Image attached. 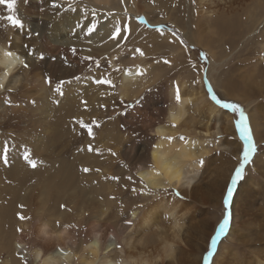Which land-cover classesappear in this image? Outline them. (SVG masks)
<instances>
[{
    "label": "bare ground",
    "instance_id": "6f19581e",
    "mask_svg": "<svg viewBox=\"0 0 264 264\" xmlns=\"http://www.w3.org/2000/svg\"><path fill=\"white\" fill-rule=\"evenodd\" d=\"M33 1L37 4L40 1L43 2L45 14L39 13L37 15L46 19L42 20L40 24L35 22L36 25H34V22L28 17L30 0H27V2L20 0L18 2L19 13L25 22L22 28L30 26L34 35L38 33L37 30L39 29L41 31L48 29L49 32L46 34L45 43L41 45L38 43V46L34 45V47L28 43V40L25 41L23 33L25 29H11L9 30L10 37L8 40L0 38V83L5 85V89H0V125L8 119L9 113L14 111V105L8 101L10 93L8 94L6 89L11 87L16 92L23 88L24 83L31 80L30 71H32V68L44 67L46 75L55 77L60 72H63L61 71L62 65L59 67L57 64L59 63L58 61L65 60V56H68L69 59L67 61L72 62L75 66L80 64L77 61L85 60V56L100 61L107 56L109 58V72L115 75V77H111V81L113 85L114 81L119 82L118 86L112 88L113 95L118 99L114 100L110 96L111 89L108 88L102 91V88V92L97 93L95 91L93 93L91 100H101L102 97L104 99L109 98L110 100L105 105L116 107L111 111V118L116 116V120L113 122L114 126L119 132L124 131L126 133L123 135L125 136L124 144H128L125 150L132 158V170L137 171L144 180L145 189L142 188L144 191H140L141 194L139 195L136 193V186H134L133 189H136V191H133L132 198L137 205L132 207L128 219L121 223L119 219L116 222L110 220L112 207L117 201L112 195L116 186L112 184L95 185L94 187L99 190V194L92 192V195L95 198H98L99 195L102 196L103 199L101 201L96 200L100 202L99 205H102V207L99 212L97 209L98 216L96 218L98 220L93 222L91 219L93 223L90 228L86 227L88 229L87 242L85 243L84 241L80 244L73 239V233L71 234L67 227L59 229L61 228L59 226V228L55 229L57 224L53 228V226L50 227V223L48 224L46 220H43V222H39L34 234H32L37 244L35 243V246H32L33 243L30 246V243L27 242L29 231L27 225L19 222L13 226L5 227L4 218H7L6 220L9 223L13 216L11 217L10 211L0 207V264H25V260L28 258L32 261L34 260L37 264H204L203 257L205 256L206 246L213 236L214 225L219 222V218L205 225L204 221L207 218L204 216L206 212L202 211L203 214H200V209H198L196 203L198 202L202 205L213 204L214 199H217L219 194V197H221V202L219 201L220 214L222 212L223 215L225 212L222 209V195L226 192L228 181H223L224 183H221L220 189L218 188V176L214 177L211 175L207 182L204 181L208 178V175L213 173V171H209V166L216 162H213L215 156L222 157L228 152L233 153V155L237 153L240 143L231 138L235 135L231 115L211 102L204 89L202 73L198 75L197 79L195 78V81L189 82L190 79L188 78V81L183 82L182 86L180 85L182 87L180 90L182 99L179 102L174 100V87L171 86L167 97L169 102L168 104L163 103L164 96L161 92L163 89L161 90L158 86H150L151 82L159 78V72L156 71L155 67V72L154 70L151 71L150 66L148 67L150 64L148 63V52L143 46L146 42L153 40L157 33L148 31L142 26L144 24L143 19L146 20L145 18H140L137 23L129 16L125 17L126 15L123 12L130 10V14L135 12V16L143 13L136 6L139 4L138 1L74 0L76 6V11L74 12L64 11L68 7L66 0H58V4L61 5L59 10L51 7L55 0ZM243 1L245 3L248 0ZM250 2L251 8L249 11L247 10V14L243 13L244 15L246 14L245 16L243 15V18L237 17L232 22L218 23L216 21L222 15L223 17L227 14L229 15L228 12L235 9L234 3L230 0H196L199 21H196L195 27L202 34V30L206 29L203 26L201 27V25L204 23L208 24L206 28L209 37L212 36L214 43L219 42L221 44V49H218V46L215 48L222 59L226 58L229 52L231 54L235 51L241 43V54L249 46L250 48L252 47V53L255 48L259 47L256 52L259 57L255 56L256 58L253 60L256 74V70H259L264 65V0H251ZM58 11L59 14H57ZM85 12H87V16H85ZM89 20L96 24L97 27L91 36L85 38V33L76 28V25L77 23L87 24ZM203 21L205 22L202 23ZM155 22H160V19ZM123 23H128L127 25L130 27V32H128L126 37H131L132 46L136 45L138 48H131V54H121L119 59H117L115 57L120 54L118 48L124 44V41L121 42L120 40L119 44H117L115 41L110 40L109 36L114 32L115 27H121ZM39 36L41 38V35ZM124 40L127 41L128 39ZM164 40L168 41L165 37ZM89 41L91 42L89 43ZM198 42L201 41L198 40ZM199 44L203 45V43ZM25 45L28 47L25 48ZM127 45L129 44L127 43ZM203 46L213 51L212 41L208 44L205 43ZM72 49H76L75 53H73ZM9 50H11V55L8 54ZM27 51L33 52L35 59L32 56H25L24 53ZM141 52L143 55H141ZM238 53H240V50L237 51V55ZM41 56L43 59H40ZM234 57L236 56L234 55ZM75 58L79 59L75 61ZM22 59L26 60L30 65L28 69L23 68L21 65L20 60ZM128 64L135 65V68L124 72L122 66ZM65 65L66 63L63 66ZM140 67L144 68L143 70L147 71V74H140L142 72L138 69ZM5 73H8V75L5 76ZM37 78L36 85L38 88L36 95L40 101V115L46 114L42 116V122L45 126H48V120L53 110L51 109V111L50 107L45 105L44 100L50 96V91L45 84V80L43 82L40 79L39 74ZM86 81H89V78ZM214 83L220 88H226L223 82L221 84L219 80ZM226 83L228 82L226 81ZM26 84L29 88V82ZM95 85L93 80L83 86L80 84L76 92L74 87H68L65 95L59 99L58 108L54 109H57V113L60 115L62 111L69 107H73L76 104L81 105L80 103L84 101L81 102L84 97L83 94L85 95V92L90 90L88 87H94ZM226 89L227 91L229 90V88ZM227 91L225 90L226 95ZM230 92V97L240 98L236 95L233 96L232 93L234 91ZM251 92H258L261 97H264V79L259 81L255 87L246 85L244 94L247 95L244 98L248 97L251 99V96H254V93ZM130 101L138 103L135 108L128 110L125 115L121 116V109L118 108L119 104ZM246 101L250 102L249 99ZM247 105L248 118L254 126L255 136L260 142L264 137V113H260V111H263L261 104H255V110H253L252 104L248 103ZM52 115H54V112ZM165 123L167 125L161 126ZM113 131L114 129H110L107 132L100 147L102 145L104 148H110V143H114V140L109 141V136L114 133ZM122 134L120 133L119 135ZM227 136H230L233 142L222 145V141L228 142ZM118 139L120 140V138ZM33 140L34 151L40 154L39 152L44 147L43 142L39 138ZM75 145L76 142H67L63 147L55 149L58 150L55 151L57 152V154L55 153L56 160L59 161L63 156H66L67 159L75 149ZM112 145L111 148L118 146L115 144L117 146L112 147ZM118 148L115 149L120 150L121 147ZM83 149H86V147ZM103 150L105 151V149ZM106 151L108 150L106 149ZM95 155V152L85 150L75 154V157L81 156V158L98 162ZM72 157L74 158V154ZM253 160L250 170L264 178V153ZM111 164L113 165V163ZM28 169L27 166L22 167L19 178L30 173ZM41 169L42 166L37 167L39 171L34 174V184L25 189H22L20 185V188L16 191H14L15 189L13 191L9 190L10 194L13 193V200L16 204V207L12 205L10 207L15 208V211L20 214H29L28 212H30L29 215L38 220H41L40 217L42 216L51 217L54 215L53 211L58 199L67 196L69 199L74 200L78 199L81 194L80 185L72 183V177L70 182H68L72 169L67 168L64 171H60L63 169L59 167L58 170H47L48 168H46V171H43ZM123 171H121L122 174L113 172V176L118 175L124 183L130 182L127 180L128 177L134 182L132 177L134 175L132 174L131 176V171L124 173ZM109 172L108 174H110ZM0 173V190H4V186L2 187L4 172H1V168ZM102 173H105V171ZM123 174L128 177L125 179L122 176ZM111 181L113 180L111 179ZM237 189L235 200L232 204L234 221L231 225L233 227L229 230L228 236L222 241L213 264H264V180L258 183L250 181ZM177 192L180 193V197L175 195ZM7 198L9 197L7 196ZM51 204L52 206L49 207ZM139 205H143V207H139ZM128 208L123 207L120 211L124 213V210ZM60 215H62V212ZM119 218H122V216ZM129 220L132 221L131 225L126 223ZM53 223L51 222L52 225ZM176 224L180 225L178 233L174 229ZM177 235L180 237L179 241L176 240ZM196 235H199L203 242L201 244L196 243L193 247L192 243L198 242L196 239L193 240ZM17 245H20V247ZM169 245H174V247L170 248ZM196 250L197 256L194 254ZM169 254L172 259H158V257H166Z\"/></svg>",
    "mask_w": 264,
    "mask_h": 264
},
{
    "label": "rangeland",
    "instance_id": "374dc122",
    "mask_svg": "<svg viewBox=\"0 0 264 264\" xmlns=\"http://www.w3.org/2000/svg\"><path fill=\"white\" fill-rule=\"evenodd\" d=\"M19 1L20 0H17V2H16L15 14H16L17 18L20 19L22 24L24 25L25 22L23 20V17L19 13V11H20L19 5H18ZM36 1H39V0H36ZM136 1L139 2V4L136 5L137 8L140 9L144 14L139 13L138 16H135V14H134L135 12L130 14L131 13L130 10L123 11V12L126 15L125 17L129 16L135 22H137V20H139L142 17L145 18L146 20L143 19V22H144V24H147V25L142 24V26H144L145 29L148 31L157 33V36L159 34L158 37L155 34V37L153 38L154 41L150 40L149 42H146L143 46L146 48V50L148 52V63H150L148 65V67L150 66L149 68L151 69V71L154 70V72H155V69H156V71L159 72V78L156 81L151 82L150 86H152V87L158 86L161 90L163 89V91H161L163 93V96H164L163 97L164 98L163 103L168 104V102H169L167 97H168V93H169L168 90L171 86L174 87L175 85H178L179 89L181 90V88H182L181 86L184 84L183 82L188 81L189 79H190L189 82L195 81L197 79L198 75H201V73H202L203 85H204V89H205L206 94H207V91L205 88V76L207 78V82L209 84H211V86L213 87V89L215 90V92L218 94L219 97H221L224 100H227L230 102H235V103L239 104L244 109L247 117H248V108H247L248 103L252 104L251 106H253V110L256 109L254 107L255 104H261V109L264 111V108H263L264 107V97H261V95L258 92H251V93H254V96H251V99L246 97L247 99L250 100L251 103L249 101H246L247 99L244 98L245 95H247V94H244V92L246 90V85L251 86V87H255L259 81L264 79V77H263L264 76V67H263L264 65L262 67H260L259 70H256V74H255V66L253 65L254 58L259 57L256 53L257 49L259 47H257V48L254 47L255 49L253 50V53H252V49H251L252 47L250 48V46H249L247 49H244L242 51V54H243L242 55L241 54L242 43H241L235 51H233L231 54L229 52V54L226 56V58L224 57L225 59L224 58L222 59V58H220L221 56L218 54V52L216 51V48H215L218 46V49H219L221 44L219 42L214 43L212 36L209 37V33L207 31V28H206L208 24L204 23L205 21L202 22L204 24L201 23L202 24L201 27L203 26V28L206 29V30H204L203 28H201V29H203L202 34H201V31L197 30L195 27L196 23H197L196 21H199V18L197 17L198 11L196 9L197 8V4L195 3L196 0H136ZM226 1H229V0H226ZM230 1L234 3L235 9L228 12L229 15L227 14L224 17L222 15V17L216 22H218V23L227 22V21L232 22L234 19H237V17L243 18L251 8V2H250L251 0H248L249 2L247 1L245 3L243 0H230ZM30 2H31V4L29 5V7L27 6L28 11H29L28 17L31 18V21L34 22V25H36V23L40 24L42 20L46 19V18H42V17L37 15L39 13L45 14V12L43 11V9H44L43 8L44 5H42L43 2L40 1L38 4L35 3L33 0H30ZM55 3L58 4V0H55ZM10 7H11V5H10ZM194 9H196V10H194ZM245 9H246V11H245ZM230 13H231V15H230ZM243 13H246V14L244 15ZM10 14L11 13L6 8V6L0 5V38L3 40L9 39V37H10L9 36V30L18 29V28L11 26L10 22L7 21L6 17ZM231 18H233V19H231ZM157 19H160V22L156 23L155 21ZM153 20H154V22H153ZM176 23L180 26H178ZM127 24L128 23H125V24L123 23L121 25L122 29H124V27L127 26L126 28L128 29V31L122 32V33L125 36V39L126 40L128 39V40L127 41H125L124 39L121 40V42L124 41L123 42L124 44L122 43L123 45H120L121 48L120 47L118 48V51L120 52V54L118 57H115L117 59H119L121 54L122 55L131 54L130 53L131 48H135V49L138 48L136 45L132 46V44L130 42L131 37H129V36H128V38L126 37L128 32H130V27ZM161 27L164 28L163 32L158 31V29ZM19 29L20 30L25 29L23 31L25 41L28 40V43L33 47H34V45L36 46L38 43H39V45L45 43L46 34L49 32L48 29L43 30L44 32L41 31L40 29L37 30L39 35H41V38H40V36L32 34V29L30 26H27L25 28H19ZM84 37L88 38V36H86L85 34H84ZM164 37L168 40L167 42L164 40ZM181 40L183 41V44L180 42ZM198 40H200L201 42H198ZM211 41H212V47H213L214 52L211 49L208 50L205 46H203L205 43L208 44ZM125 43H126V45H125ZM127 43L129 45H127ZM199 43H203V45H201ZM239 50H240V53H238V55H237V51H239ZM234 55L236 57H234ZM104 58L101 60L102 62L100 60H94L91 58H87L86 56L84 58L85 60H82V61L79 60L80 62L77 61V59H79V58H75L74 60L77 61V63H80L79 65L75 66L72 62L67 61V59H69V58H68V56H65V60L58 61L59 62V63L57 62L58 64L56 63L57 66H59V67H61V65H62L61 71H63V72H60L58 74L59 76L56 75L55 77H52L53 83L51 86L45 83L47 85V88L50 91V94H49L50 96L46 97V99L44 100L45 105L49 106L50 110L51 109L53 110V111L51 110L52 113L54 112V115H52V113H51V117L48 120L49 121L48 126H45V124L42 122V118H43L42 116H45L46 114H43L42 116L40 115V109H39L40 101L36 95V91L38 88V86L36 85L37 84L36 80H38L37 75L38 74L40 75V79L43 80V82H44L46 76H49V75H46L44 67H42V68L38 67L39 70H37L38 69L37 67L35 69L32 68V71H30V79L31 80L30 81L28 80L29 88L26 84L28 82H26V83H24V86H25V84L27 86V87L25 86L26 88L23 86V88H20L19 91L8 92V94L10 93L8 96V101H10V103H12L14 105V111H11L9 113L8 119L2 125H0V138H1L0 139V145L7 142L9 145L12 146V148H11L10 154H9V161H10L9 164L7 166H5V164L2 161H0L1 172H4L3 183L1 181L2 187L4 186V190H0V196H1L0 197V207L6 211H10L11 217L13 216L9 222L10 224L7 222V220H6L7 218H4V226L5 227H8L9 225L13 226L19 222H21V223L23 222L27 225V227L30 231V232L28 231V234H27V240H28L27 242L30 243V246L33 243L34 244L32 246H35L36 242H35L32 234H34V232L36 230L35 228H36V226H38L39 222H41V221L43 222V220L44 221L46 220V222L48 224L50 223L49 224L50 227L53 226V228L57 224L55 229L59 228V226L61 227L59 229L67 227L69 229L70 233L71 234L73 233L72 237L75 241H77L78 244L83 243L84 241L86 243L88 240V237H87L88 229L90 228V225L95 220H98L96 218L98 216L97 215L98 214L97 209L99 212L101 210V207H102V205H99L100 202H97V201H99V200L101 201L103 199L102 196L99 195L98 198H95L92 195V192H96L99 194V190L96 187H94L95 185L102 186V185L112 184V185L116 186V187H114L112 195H113L114 199H117V201H115V204L113 205L114 207H112V210L110 213V220L116 222L119 219L121 223L128 219L129 213L132 210V207L137 205L135 203L136 201L132 198L134 186H136V189H137L136 193L139 195L141 194L140 191H144V189H145L144 180L137 173V171L135 172L134 170H132V162H133L132 158L129 154H127L128 152H126V150H125V147L128 146V144L127 145H125L126 143L124 144L125 136H123V135H125L126 133L124 131L119 132V130L114 126L113 122L116 120V116L111 118V111L116 107H109V106L105 105L110 100L109 98L104 99V97H102L101 100H96V101L91 100L93 93L95 91H97V93H99V92H102L104 90H107L108 88L111 89L110 90V96H112L114 100L118 99L117 97H115V95H113L112 88H114V86L115 87L118 86L119 82L114 81V85H113V82L111 81V77H115V75L113 73L110 74V72H109V69H108L109 68V58L107 56H105ZM87 59H89V60H87ZM219 59L220 60L222 59V60L220 61ZM87 61H89V62L87 63ZM165 61H168V63H165ZM60 62H62V63L60 64ZM65 63H66V65L63 66ZM67 63L69 66L67 65ZM151 66H153V67H151ZM154 67H155V69H154ZM122 68H123L124 72H127V71L134 69L135 65L128 64V65L122 66ZM138 69L140 71H142L140 74H144V73L147 74V71L143 70L144 68L140 67ZM107 72H108V74H107ZM41 73H42V75H41ZM247 73H249V74H247ZM222 75L224 76V78ZM73 76H79L80 80L79 81H73V83L71 85H65L64 86L65 91L68 87H74V90L76 92V89H78V85H80V84H81V86L86 85L91 80H93L94 84H96V85L94 87H88V88H90V90L85 92V95L83 94L84 97L81 100V102L83 100L84 101L82 103H80L81 105L76 104L73 107H69L68 109H65L64 111H62L60 113V115H61V118H60V115L57 113V109H54V108H58L59 104H54L52 101H53V98L59 100L61 98V96L56 95L53 92V89H54L55 84L57 82V77L58 78H64V79H71ZM88 78H89V81H86V79H88ZM98 79L110 81V83L97 84L95 81ZM114 79H112V80H114ZM216 80L217 81L219 80V82L221 84L223 82V85H225L226 88H229V90L227 91L226 88L223 89V88L216 86V83H214V82H216ZM226 81L228 83H226ZM229 82H230V84H229ZM102 88H103V90H102ZM218 88H220V89H218ZM29 89H31L30 93H29ZM148 89H151V88H148ZM225 90L227 91L228 96L226 95ZM230 91H234L232 93L233 96L236 95L237 97L239 96L240 98L230 97V94H231ZM30 94H32V95L30 96ZM207 96H208V94H207ZM249 97H250V95H249ZM166 99H167V101H166ZM209 99H210V97H209ZM40 100L42 102V98ZM102 100H103V102H102ZM32 101H35V104H33ZM101 103H103L104 105ZM122 103H120L118 106V108L121 109V113H122V114L120 113L121 116L125 115L128 112V110H132V108H135V106L137 105L138 102L130 101L128 103L127 102H122ZM263 111H260V113H264ZM107 113H108V115H107ZM227 114L231 115L232 123L234 126L235 117L231 113H227ZM79 122H83L85 124H88L90 127H92L94 137H89L87 135L86 130H84L80 127ZM102 122H103V124H102ZM249 122H250L252 133L254 135V139L258 144V148H257V152L251 158L250 163L245 166L243 179H241L237 183L238 185H236L233 188V197H232V200L230 202L231 223L234 221V216H233L234 212L232 209V204L234 203L233 201L235 200L234 198H235V194H236V189L241 188L242 185L249 183L250 181L251 182L255 181L256 183H258L259 181L262 182L264 180V178L260 174H257L256 172L254 173V171L250 170V165L253 164V161H254L253 159L264 153V137H263V140L259 142L255 136V129H254V126H253L252 122L250 121V119H249ZM110 125H111V127H110ZM165 125H167V123H165L164 125H161V126H165ZM110 129H114V131H113L114 133H112L109 136V141L114 140L113 141L114 143H112V142L110 143V148H111V145L113 144L112 147L118 145L115 148L121 147L120 150H117L115 148H111V149L110 148H104L102 145L100 147V144L103 141V138L105 137L107 132L110 131ZM105 130H107V131H105ZM115 130L117 131V133ZM242 132H244L246 135V128H242ZM120 133L121 134L123 133V134L119 135ZM234 133H235V131H234ZM148 137H151V136H148ZM35 138H39L43 142L44 147H42V150L39 152L40 154H38V152L34 151V148L32 145V141H34L33 139H35ZM118 138H120V140ZM231 138H233V137H231ZM231 138H230V136H227L228 142L222 141V145L233 142L231 140ZM235 141L239 142L238 140H235ZM67 142H69V143H71V142L75 143L76 142L75 149L72 151V154L70 156H68L67 159H66V156H63L62 159H60L59 161L56 160L57 152H55V151H58V150H55V149H59V148L63 147ZM77 143H78V145H77ZM89 144H91L96 150H98L99 154H97V151H94L96 153L95 156H96L98 162L81 158V156H79L78 158L75 157V154H78L79 152H81L84 147L87 148V146ZM115 144H117V145H115ZM122 145H123V148H122ZM25 149H27L31 153V158L36 162L35 168H32L31 166H29L27 164V162L23 159V153H24ZM103 149H105V151ZM106 149L109 152L106 151ZM110 150H111V152H115L116 155L115 156L111 155ZM125 153H126V155H125ZM73 154H74V158L72 157ZM120 154L121 155L123 154L122 157ZM52 155H54L55 157ZM20 156H21V159H20ZM236 156H237V153L235 155H233V153H231V152H228L225 156H222V157L215 156L213 162H215V161L216 162L212 163L210 165L211 167L209 166V171H213V173L210 174L208 172L210 175H208V178H206L204 182H207L209 180L210 176L212 175L214 177L218 176V178H217L219 181L218 188L219 187L221 188V183H224L226 181H228L227 185H229L230 179H231L232 175L234 174V168L237 165V158H234ZM114 157H115V160H114ZM128 157H130V158H128ZM69 158H70V160H69ZM110 158H112V159L110 160ZM87 160H88V163H87ZM55 161H57V162H55ZM111 163H113V165ZM61 165H63V166H61ZM120 165H122V166H120ZM231 165H233V166H231ZM25 166H27V168H29L28 172H30V173L19 178L20 171L22 170V167L24 168ZM39 166H42L41 170H43V171H46V168H48L47 170H50V169L58 170V167L63 169V170L59 169L60 171H64L67 168L72 169L70 177L68 178V182H70V180L72 179L73 181L71 180V182L77 183L78 185H80V188H81L80 189L81 194H80V197L78 199L71 200L67 196H64L65 198L63 197V198L58 199V202L54 208L55 212L53 211L54 215L51 217L42 216V217H40L41 220L35 219L33 216L29 215L30 212H28L29 214L17 213L15 211V208H13V207H16L15 201L13 200L14 195H13V193L10 194V192H9V190L13 191L14 189H15L14 191H16L17 189L20 188V185H21L22 189H25L26 187L34 184L33 177H34V174H36L39 171V170H37V167H39ZM85 167L90 168L91 171L88 173H84L82 171V169ZM97 169H99L100 171H97ZM103 171H105V173H102ZM106 171H107V173H106ZM109 171H111V172H109ZM121 171H123V173L126 171H131V176H132V174L134 175V176H132L134 179V182L131 181V179H129V177L125 174H123L122 176H124L125 179L128 177L127 180H129L130 182L124 183L121 178H119L118 180L112 179L113 181H111V177H114L113 176L114 173L117 174V172H118L119 174H122ZM108 172L110 174H108ZM221 174H222V176H221ZM108 177H110V178H108ZM115 177H119V176L116 175ZM76 180H78V181H76ZM123 185L124 186L126 185V186L124 187ZM5 187H6V189H5ZM138 188H139V190H138ZM142 188H144V189H142ZM225 195H226V192L222 195V206H223L222 209L223 210H225L224 204H223V200H224ZM7 196L9 198H7ZM220 198L221 197H219V194H218V198L214 199L213 204L209 203L206 205H202V204H199L198 202L196 203L198 209H200V214H203L202 211L206 212V215L204 216L205 218H207V220L204 221L205 225H207V224L215 221L217 218H219V222L214 225V233H213L212 238L214 237L215 232L218 229L219 224L222 222V219L224 216V214L222 215V212L220 214V209H221L220 205H219V201L221 202ZM7 204H9V205H7ZM11 205L13 207H10ZM61 205H64V207L63 208L60 207ZM51 206H52V204L49 207H51ZM123 207H127V208L129 207V208L127 210H124V213H123V211L122 212L120 211L121 208H123ZM92 209H94V210H92ZM57 211L60 214L62 212V215H60ZM125 211H127V212H125ZM63 213H64V215H63ZM121 213H123V214H121ZM20 215H24L26 217L25 222H24V220L19 219ZM63 216H65V217H63ZM116 216H117V218H116ZM121 216H122V218H119ZM27 219H29V220L27 221ZM62 219H64V220H62ZM91 219L93 220V222ZM110 220H108V221H110ZM76 221H77V223H76ZM51 222L52 223L54 222L53 225L51 224ZM231 223H230V225H231ZM230 225H229V229H228L226 235L221 237V240L218 241L217 249H213L214 255L211 257V260H212L211 264H213L215 257L217 256V253L219 251V248H220L222 241L228 236L229 230L233 227V225H231V227H230ZM31 226H32V228H30ZM70 226L72 227V229ZM86 227L88 229H86ZM59 229H57V230H59ZM200 238L201 237L199 235H196L193 238V240L196 239V241H198V242L192 243L193 247L196 245V243L201 244L203 242L202 239H200ZM211 239L209 240L208 245L206 246V250L204 253L205 256L207 255V252L210 250ZM29 240H30V242H29ZM196 248H197V246H196ZM194 254L197 256V250L195 251ZM26 261L28 264H37L34 262V260L32 261L30 258H28Z\"/></svg>",
    "mask_w": 264,
    "mask_h": 264
},
{
    "label": "snow or ice",
    "instance_id": "6c2138e0",
    "mask_svg": "<svg viewBox=\"0 0 264 264\" xmlns=\"http://www.w3.org/2000/svg\"><path fill=\"white\" fill-rule=\"evenodd\" d=\"M16 2L17 0H0V5L6 6V8L9 10L11 13L6 17L7 21L10 22L11 26L15 28H22L23 24L20 19L17 18L15 14V8H16ZM27 2V0H25ZM68 7L64 9V11H76V6L74 4V0H66ZM11 5V7H10ZM51 7L53 9L59 10L61 8L60 4L57 3H52ZM59 14V11L57 12ZM85 16H87V12H85ZM96 24H94L91 20L88 21L87 24H80L77 23L76 28L80 29L81 32H84L86 36H91L93 32L96 30ZM128 29L124 28L122 29L120 26L115 27V30L113 33L110 34L109 39L112 41H115L117 44H119V41L122 39H125V36L122 34V32H127ZM158 31L163 32L164 28L161 27L158 29ZM39 36V33L36 34ZM91 41H89L90 43ZM183 44V41H180ZM28 46L25 45V48ZM73 53H75L76 49H72ZM9 55H11V50H9ZM25 56H32L33 59H35V54L31 51H27L24 53ZM141 55L143 53L141 52ZM40 59H43L41 56ZM66 62V61H65ZM21 65L23 68L28 69L30 65L26 62V60H20ZM165 63H168V61H165ZM8 73H5V76H7ZM80 77L79 76H73L71 79H63V78H57V82L55 84V87L53 89V92L58 95L63 97L65 95V85H71L73 81H79ZM97 84H104V83H110V81H106L103 79H98L95 81ZM45 83L48 85H52L53 83V78L51 76H46L45 78ZM199 83V81H197ZM205 88L207 91L208 96L210 97V100L221 110L226 111L227 113H231L235 119H234V129H235V135L233 137L234 140H238L240 142L238 148H237V156L234 158H237V165L234 168V174L232 175L230 179V184L226 185V195L224 196L223 204H224V216L222 219V222L219 224L218 229L215 232L214 237L211 239V246L210 250L207 252V255L203 257L204 264H211L212 260L211 257L214 255L213 249H217V244L218 241L221 240V237L225 236L228 229L229 225L231 223V212L229 211L230 209V202L233 197V188L237 185V183L243 179L244 176V171H245V166L250 163L251 158L254 156V154L257 152L258 144L254 139V135L251 130L250 122L249 119L244 111V109L237 103L235 102H230L227 100L222 99L221 97L218 96V94L215 92L211 84L207 82V78L205 76ZM0 89H5V85L3 83H0ZM8 92L13 91L11 87L6 89ZM174 100L179 102L182 99V94L180 92L179 86L175 85L174 86ZM54 104H59L60 101L53 98L52 101ZM10 103V101H9ZM33 104H35V101H32ZM80 127L84 130H86L87 135L89 137H94L93 133V128L90 127L88 124H85L83 122H79ZM242 128H246V135L244 132H242ZM12 146L9 145L7 142L3 143L0 145V161H2L5 166L9 164V154ZM88 151V152H94L97 151V154H99L98 150H96L91 144L87 146L86 149H82V151ZM110 154L115 156V152H111ZM23 159L27 162L29 166L32 168L36 167V162L31 158V153L25 149L23 153ZM202 163V162H201ZM82 171L84 173H88L91 171L90 168H83ZM99 171V169H97ZM113 180H118L119 177H111ZM133 191H136V189H133ZM146 194H151V193H146ZM177 197H180V193L177 192L175 193ZM182 198V197H181ZM23 207V206H21ZM63 208L64 205H61ZM139 207H143V205H139ZM20 220H25L26 217L24 215L19 216ZM127 224L131 225L132 221H126ZM180 228V225H178ZM20 247V245H17ZM23 259V257H21ZM25 264H27V261L25 260Z\"/></svg>",
    "mask_w": 264,
    "mask_h": 264
},
{
    "label": "clouds",
    "instance_id": "9594fccd",
    "mask_svg": "<svg viewBox=\"0 0 264 264\" xmlns=\"http://www.w3.org/2000/svg\"><path fill=\"white\" fill-rule=\"evenodd\" d=\"M178 225L179 224H176L175 226H174V229H175V231L178 233L179 231H180V228L178 227ZM179 239H180V237H179V235H177L176 236V240L177 241H179ZM169 247L171 248V247H174V245H169ZM172 259V256L169 254V255H167L166 257H158V259L159 260H162V259Z\"/></svg>",
    "mask_w": 264,
    "mask_h": 264
}]
</instances>
